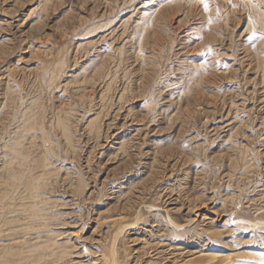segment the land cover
Returning <instances> with one entry per match:
<instances>
[{
	"label": "rangeland",
	"instance_id": "1",
	"mask_svg": "<svg viewBox=\"0 0 264 264\" xmlns=\"http://www.w3.org/2000/svg\"><path fill=\"white\" fill-rule=\"evenodd\" d=\"M6 244L264 264V0H0Z\"/></svg>",
	"mask_w": 264,
	"mask_h": 264
},
{
	"label": "bare ground",
	"instance_id": "2",
	"mask_svg": "<svg viewBox=\"0 0 264 264\" xmlns=\"http://www.w3.org/2000/svg\"><path fill=\"white\" fill-rule=\"evenodd\" d=\"M38 185V184H37ZM35 188V187H34ZM30 204V203H29ZM33 210V209H32ZM36 212H39V211H37L36 210ZM38 215V214H37ZM118 221V220H117ZM120 221V220H119ZM123 226V225H122ZM54 240V239H53ZM15 241V240H14ZM25 242V241H24ZM11 244V243H10ZM10 244H6V245H3L2 246V248H3V250L4 249H6V250H4V252H5V255H1L0 256V264H22L23 263V260H24V257L22 256V255H20V253L18 252L17 253V251L15 250V249H13V248H11V246H10ZM22 244V243H21ZM37 246V245H36ZM8 247H10V249L8 248ZM34 247H35V245H34ZM38 247V246H37ZM37 247H35V248H37ZM1 248V247H0ZM7 248L9 249L8 250V252H7ZM32 248V247H31ZM30 248V249H31ZM40 248V247H39ZM32 249H34V248H32ZM38 249V248H37ZM3 250H2V252H3ZM43 250V249H42ZM21 251V250H20ZM30 252V251H29ZM28 252V253H29ZM197 252H199V251H197ZM203 252V251H202ZM25 252H23V254H24ZM31 253V252H30ZM37 253V252H36ZM45 253V252H44ZM205 254V253H204ZM203 254V255H204ZM213 254V253H212ZM212 254H209L211 257H218V255H217V253H215V255H212ZM35 255V254H34ZM198 255H200V254H198ZM198 255H197V257H198ZM201 255H202V253H201ZM202 255V256H203ZM29 256H31V254L29 255ZM33 256V255H32ZM61 256V255H60ZM33 257H35V256H33ZM207 257V256H206ZM48 258V257H47ZM203 258V257H202ZM201 258V259H202ZM26 259H28V258H26ZM200 259V260H201ZM203 259H205V258H203ZM213 260V259H212ZM252 263V262H251ZM259 264V263H258Z\"/></svg>",
	"mask_w": 264,
	"mask_h": 264
}]
</instances>
